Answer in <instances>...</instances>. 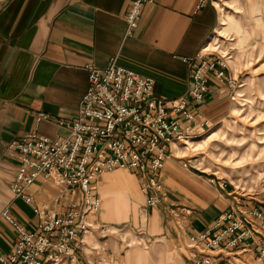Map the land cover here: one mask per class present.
Listing matches in <instances>:
<instances>
[{
  "label": "crops",
  "instance_id": "0c3cea01",
  "mask_svg": "<svg viewBox=\"0 0 264 264\" xmlns=\"http://www.w3.org/2000/svg\"><path fill=\"white\" fill-rule=\"evenodd\" d=\"M129 1L0 0V255L11 251L17 237L3 210L22 228L36 232L34 206L60 213L74 202L84 230L64 264H125L123 232L172 244L194 238L197 248L173 258L179 264H193L204 254L210 264H264L259 227L233 245H224L228 236L205 245L227 224L219 217L225 211L254 207L264 220V199L218 188L204 174L182 165L191 159L176 157L170 144H164L170 153L153 173L158 188L142 189L144 180L135 167L95 173L89 181L97 198L94 209L81 202L76 185L41 175L23 186L27 200L11 189L17 159L8 142L26 131L49 138L66 132L55 120L74 117L87 85L84 64L101 67L113 57L115 63L150 76L151 92L164 99L187 87L199 51L218 24L214 1L202 0L197 6L198 0L145 1L136 25L126 32ZM203 75L202 98L186 97L184 104L192 115L184 123L195 132L222 118L231 99L230 83L207 70ZM144 173L151 172L146 168ZM148 195L151 204L145 201ZM261 218L253 216L252 224L258 226ZM79 224L73 227L79 230ZM200 233L204 236L198 237Z\"/></svg>",
  "mask_w": 264,
  "mask_h": 264
},
{
  "label": "built area",
  "instance_id": "2783aa9c",
  "mask_svg": "<svg viewBox=\"0 0 264 264\" xmlns=\"http://www.w3.org/2000/svg\"><path fill=\"white\" fill-rule=\"evenodd\" d=\"M130 0L125 15L126 32L135 25L143 2ZM202 0H198L195 6ZM206 55V56H205ZM198 54L192 67L185 90L173 98L164 99L151 92L152 79L115 63L110 57L104 66L84 64L87 85L81 94L76 112L69 120L56 119L66 132L49 138L35 131H26L8 142L16 150L17 164L14 169L11 189L15 195L22 194V188L35 176L76 185L82 203L94 209L96 196L90 192L89 181L100 170L118 166L135 167L144 180L142 189L158 188L153 173L161 166L167 154L164 144L172 139L190 137L200 132L191 130L184 121L191 118L185 107V98L201 99L206 90L207 70L218 79L226 77L222 71L224 62L217 55ZM179 114L181 118L177 117ZM169 150V149H168ZM185 165V162L181 163ZM148 168L150 174L144 170ZM220 186V183L218 184ZM146 202H154L152 196ZM74 202L64 212L52 213L42 205L32 209L37 215V231H28L14 222L3 210V215L14 226L17 237L11 251L0 255L2 264H42L50 261L63 264L71 259V248L81 242L79 233L83 229L82 213L73 209ZM253 216L261 218L254 207L230 209L220 219L227 220L217 233L205 242L211 245L223 236H228L224 245H233L244 236L262 229L264 220L258 226L252 224ZM79 221V230L73 227ZM204 233L198 234L203 237ZM193 241L194 238L190 237ZM195 264H210L208 255L194 260Z\"/></svg>",
  "mask_w": 264,
  "mask_h": 264
},
{
  "label": "rangeland",
  "instance_id": "374dc122",
  "mask_svg": "<svg viewBox=\"0 0 264 264\" xmlns=\"http://www.w3.org/2000/svg\"><path fill=\"white\" fill-rule=\"evenodd\" d=\"M213 1L224 24L213 28L199 54L217 55L223 60L222 71L231 78L229 110L199 133L187 139H172L169 144L175 147V153L171 152L176 157L191 159V164L183 160L185 165L204 174L218 188L263 200L264 0ZM122 234L126 243L125 264H175L179 261L173 258L197 248L190 238L172 244L145 241L133 233ZM199 257L193 259V264Z\"/></svg>",
  "mask_w": 264,
  "mask_h": 264
},
{
  "label": "bare ground",
  "instance_id": "6f19581e",
  "mask_svg": "<svg viewBox=\"0 0 264 264\" xmlns=\"http://www.w3.org/2000/svg\"><path fill=\"white\" fill-rule=\"evenodd\" d=\"M215 4H217L216 2H214ZM226 18V17H225ZM224 24V19L221 17V16H219V18H218V26L219 25H223ZM219 30V29H218ZM219 32V31H218ZM221 33V32H220ZM183 139H187V137H182ZM104 171V170H103Z\"/></svg>",
  "mask_w": 264,
  "mask_h": 264
}]
</instances>
